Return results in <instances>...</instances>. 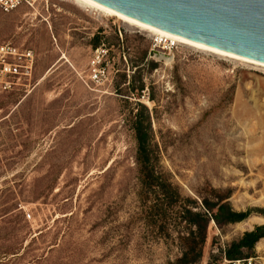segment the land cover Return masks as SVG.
I'll return each mask as SVG.
<instances>
[{"label":"rangeland","instance_id":"obj_1","mask_svg":"<svg viewBox=\"0 0 264 264\" xmlns=\"http://www.w3.org/2000/svg\"><path fill=\"white\" fill-rule=\"evenodd\" d=\"M1 43L30 49L34 62L25 89H0V264L175 260L176 243L136 217L135 113L182 195L215 189L254 217L251 228L210 221L198 264H226L229 244L264 224V68L70 0L0 10ZM99 47L106 79L86 84ZM258 242L241 257L264 264Z\"/></svg>","mask_w":264,"mask_h":264},{"label":"trees","instance_id":"obj_2","mask_svg":"<svg viewBox=\"0 0 264 264\" xmlns=\"http://www.w3.org/2000/svg\"><path fill=\"white\" fill-rule=\"evenodd\" d=\"M141 90L142 84L133 92L139 94ZM132 128L136 141L134 163L140 203L136 217L146 228L156 230L176 243L179 255L170 264H198L209 222L212 221L221 230L229 224L245 220L250 212L233 209L228 201L229 194H221L215 189H211L212 197L203 196L199 201L182 195L171 182L169 174L159 165L158 152L151 146L152 131L148 119L144 123L135 113ZM262 238L264 224L255 225L251 230L244 231L238 240L232 241L223 255L227 260L242 258L244 250L253 249Z\"/></svg>","mask_w":264,"mask_h":264},{"label":"water","instance_id":"obj_3","mask_svg":"<svg viewBox=\"0 0 264 264\" xmlns=\"http://www.w3.org/2000/svg\"><path fill=\"white\" fill-rule=\"evenodd\" d=\"M141 23L264 63V0H93Z\"/></svg>","mask_w":264,"mask_h":264},{"label":"built area","instance_id":"obj_4","mask_svg":"<svg viewBox=\"0 0 264 264\" xmlns=\"http://www.w3.org/2000/svg\"><path fill=\"white\" fill-rule=\"evenodd\" d=\"M48 0H0V10L10 12L21 6L33 8L34 5L47 3ZM106 54L103 48H97L89 61L87 82L95 85L101 84L106 79L105 68L102 60ZM34 55L30 49L20 50L9 43L0 44V89L11 91L25 89L30 82L33 69ZM226 264H255L252 257L225 260Z\"/></svg>","mask_w":264,"mask_h":264},{"label":"bare ground","instance_id":"obj_5","mask_svg":"<svg viewBox=\"0 0 264 264\" xmlns=\"http://www.w3.org/2000/svg\"><path fill=\"white\" fill-rule=\"evenodd\" d=\"M70 1L82 6L84 8L93 9V10L99 11V12L105 14V15L115 17V18L119 19L120 21H122V22H124V23H126L128 25H131L133 27L145 30V31L153 34L154 36H156L158 40L170 41L172 43L183 44L185 46H189V47L201 50V51L210 52V53L215 54V55L223 56V57H226V58H230V59H233V60H237V61H240V62H245V63L251 64V65H255V66L264 68V63H261V62L255 61V60H251V59H248V58H245V57H241V56H238V55H235V54H232V53H228V52H225V51H222V50H219V49L208 47V46H206L204 44L197 43V42H194V41H190V40L185 39L183 37H180V36L174 35L172 33L163 31L161 29L152 27L150 25L141 23V22H139L137 20H134V19H132L130 17L122 15V14H120V13H118V12L108 8V7H105V6L95 2L93 0H70ZM253 222H254V217H250V218H248L247 220H245L242 223V226L243 227H250V226H252L251 224ZM262 239H260V240H262ZM258 243L259 242L256 243L257 246L259 245Z\"/></svg>","mask_w":264,"mask_h":264}]
</instances>
